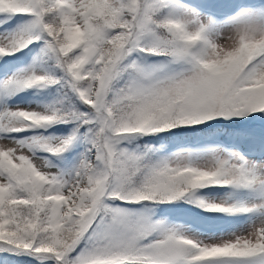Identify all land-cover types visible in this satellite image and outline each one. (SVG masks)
I'll return each instance as SVG.
<instances>
[{
	"label": "snow or ice",
	"instance_id": "6c2138e0",
	"mask_svg": "<svg viewBox=\"0 0 264 264\" xmlns=\"http://www.w3.org/2000/svg\"><path fill=\"white\" fill-rule=\"evenodd\" d=\"M0 264H264V0H0Z\"/></svg>",
	"mask_w": 264,
	"mask_h": 264
}]
</instances>
